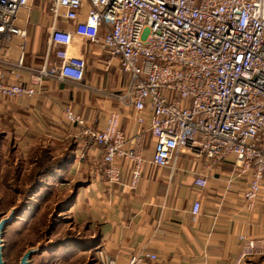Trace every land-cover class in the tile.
Here are the masks:
<instances>
[{"label": "built area", "instance_id": "2783aa9c", "mask_svg": "<svg viewBox=\"0 0 264 264\" xmlns=\"http://www.w3.org/2000/svg\"><path fill=\"white\" fill-rule=\"evenodd\" d=\"M33 1L0 0V67L9 63L7 48L26 36ZM47 10L44 64L27 69V86L0 78V105L33 98L47 78L81 84L85 53L73 55L71 49L75 37L84 39L107 56L105 71L117 61L127 80L116 99L133 109L138 126L127 139L119 111L108 113L98 130L70 106L62 108L80 140L101 149L96 169L106 181L121 182L119 160H125L127 187L135 191L148 133L154 140L150 163L169 177L184 152L207 160L208 167L229 164L227 188L248 177L243 197L252 209L264 180V0H49ZM16 64L23 67L21 55ZM194 185L204 187L205 177L201 174ZM192 205L195 218L201 205ZM239 239L234 264L264 256L261 240ZM126 264L162 263L156 254L137 253Z\"/></svg>", "mask_w": 264, "mask_h": 264}, {"label": "crops", "instance_id": "0c3cea01", "mask_svg": "<svg viewBox=\"0 0 264 264\" xmlns=\"http://www.w3.org/2000/svg\"><path fill=\"white\" fill-rule=\"evenodd\" d=\"M32 10L27 25L31 31H26L23 38L17 37L7 48L9 63L0 67V78L25 86L30 85L27 69H39L44 64L50 34L49 13L34 15ZM73 43L71 54L84 51L87 62L81 84L47 78L33 98L21 97L0 105L5 132L19 134L11 143L17 153L21 150L22 162L17 157L12 159V174L23 175L30 170V166L25 170L20 164L28 160L32 141L37 137L46 136L51 143L71 137L74 127L63 126V107L70 106L98 130L108 113L119 111L125 137L130 139L137 130L133 109L116 99L124 92L127 80L119 73L117 61L111 68L116 69L118 78L104 83L100 72L90 70L89 62L94 59L101 66L105 54L84 39L75 37ZM20 55L23 67L16 64ZM145 140V162L135 191L127 187V161L119 160L123 166L121 182L111 185L96 169L102 161L101 149L78 142L90 167L85 172L90 179L77 196L74 213L76 221L94 231L90 235L94 264H126L129 256L137 253L156 254L162 264H234L242 245L239 236L264 243V180L255 205L249 209L243 197L248 177L238 178L227 188L226 180L232 172L229 164L220 162L208 167L207 160L184 152L178 155L174 174L169 177L166 170L150 163L154 140L148 133ZM201 174L206 185L197 188L194 180ZM194 202L201 205L195 218L191 215ZM238 264H264V256H253Z\"/></svg>", "mask_w": 264, "mask_h": 264}, {"label": "rangeland", "instance_id": "374dc122", "mask_svg": "<svg viewBox=\"0 0 264 264\" xmlns=\"http://www.w3.org/2000/svg\"><path fill=\"white\" fill-rule=\"evenodd\" d=\"M48 2L34 0L33 14H48ZM101 58L108 59L106 55ZM89 66L91 71L100 72L104 83H113L119 76L115 68L102 71L104 67L97 66V60L90 59ZM4 126L6 122L0 117V218L12 212L1 236L4 264H19L29 250L36 252L28 264H94L90 236L94 231L76 221L74 213L77 196L90 179L77 130L72 128L71 137L64 142L51 143L46 136L33 140L28 160L20 164L25 170L30 166V170L20 175L12 174V159L22 162L21 150L17 153L11 143L19 134H7ZM63 126L69 127L65 121Z\"/></svg>", "mask_w": 264, "mask_h": 264}, {"label": "water", "instance_id": "95a60500", "mask_svg": "<svg viewBox=\"0 0 264 264\" xmlns=\"http://www.w3.org/2000/svg\"><path fill=\"white\" fill-rule=\"evenodd\" d=\"M12 219V212L5 217L4 219L0 218V264H4L3 260H2V248H3V243L1 240V236H2V232L4 230V226ZM36 251L35 250H29L26 253H24L21 256V261L19 262V264H28L29 262V258L31 257L32 254H34Z\"/></svg>", "mask_w": 264, "mask_h": 264}, {"label": "trees", "instance_id": "16d2710c", "mask_svg": "<svg viewBox=\"0 0 264 264\" xmlns=\"http://www.w3.org/2000/svg\"><path fill=\"white\" fill-rule=\"evenodd\" d=\"M38 174H40V173H39V172H38V173H36V174H35V176H36V175H38ZM33 255H34V254H32L31 256H33Z\"/></svg>", "mask_w": 264, "mask_h": 264}]
</instances>
